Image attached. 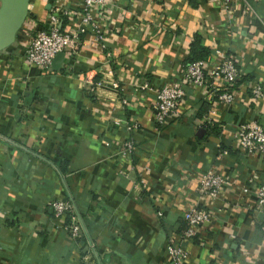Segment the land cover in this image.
Returning <instances> with one entry per match:
<instances>
[{
    "label": "crops",
    "instance_id": "crops-1",
    "mask_svg": "<svg viewBox=\"0 0 264 264\" xmlns=\"http://www.w3.org/2000/svg\"><path fill=\"white\" fill-rule=\"evenodd\" d=\"M78 2L28 0L14 41L0 50V264H97L91 248L100 264H177L168 246L186 252L178 264H264L253 196L264 185V157L232 138L237 123L264 127V0H246L249 9L111 0L87 23ZM50 15L76 34L75 45L46 69L27 65L23 48L48 30ZM194 38L208 62L230 57L242 73L231 103L183 85ZM169 83L184 95L178 117L159 125L155 90ZM207 169L228 181L215 198L197 189ZM54 199L72 208L54 216ZM193 206L210 218L184 237L182 214ZM75 220L84 233L70 239Z\"/></svg>",
    "mask_w": 264,
    "mask_h": 264
},
{
    "label": "built area",
    "instance_id": "built-area-1",
    "mask_svg": "<svg viewBox=\"0 0 264 264\" xmlns=\"http://www.w3.org/2000/svg\"><path fill=\"white\" fill-rule=\"evenodd\" d=\"M82 10L81 22L87 23L91 20V11L104 8L111 0H78ZM232 1H240L249 9L246 0H221L223 7L228 8ZM99 39L100 36L97 35ZM76 41L74 32L62 31L58 26L57 18L49 16L48 30H38L29 38L23 48L21 58L27 65L46 69L50 66L57 53H64L66 49L71 50ZM242 73L235 65L232 58L226 57L214 63L206 59L195 60L185 65L181 81L197 89H209L217 100L229 104L233 100L232 89L240 81ZM181 84L169 83L158 87L155 90V98L152 104L154 121L162 124L168 118H175L179 115L178 101L184 95ZM249 92L254 100L262 96L261 88L257 84L249 85ZM136 125L126 126V131L131 132ZM232 138L238 149L246 154L259 153L264 157V127L257 121H244L237 123L232 131ZM134 150L132 139L127 138L123 142L122 151L130 155ZM221 150V153H225ZM228 181L216 172L204 170L197 177L198 192L210 198L219 195ZM143 185V181L140 180ZM248 186H243V193L249 192ZM254 208L261 214L262 229L264 232V185L256 186L253 191ZM54 216L64 214L72 205L68 201L54 199L48 202ZM186 222V228L182 235L191 237L196 226L206 223L210 218L208 210L197 207H190L182 214ZM68 237L75 238L80 232L79 222L75 220L68 226ZM167 252L175 263H181L186 259V252L178 247H167Z\"/></svg>",
    "mask_w": 264,
    "mask_h": 264
},
{
    "label": "water",
    "instance_id": "water-1",
    "mask_svg": "<svg viewBox=\"0 0 264 264\" xmlns=\"http://www.w3.org/2000/svg\"><path fill=\"white\" fill-rule=\"evenodd\" d=\"M27 1L28 0H0V50L14 41V35L27 13ZM61 57L62 53H57L52 61H57ZM79 224L80 230L84 233L80 221ZM91 252L97 264H100L92 248Z\"/></svg>",
    "mask_w": 264,
    "mask_h": 264
},
{
    "label": "trees",
    "instance_id": "trees-1",
    "mask_svg": "<svg viewBox=\"0 0 264 264\" xmlns=\"http://www.w3.org/2000/svg\"><path fill=\"white\" fill-rule=\"evenodd\" d=\"M189 50H190V58L187 64L195 60L205 59L207 56L206 48L199 45V43L197 42V38H194L192 40L189 46ZM79 264H85V263L81 261Z\"/></svg>",
    "mask_w": 264,
    "mask_h": 264
}]
</instances>
